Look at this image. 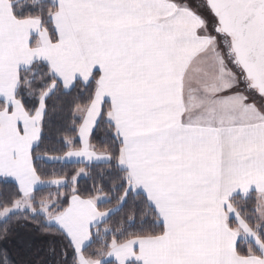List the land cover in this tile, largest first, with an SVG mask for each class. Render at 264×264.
<instances>
[{
	"label": "snow or ice",
	"instance_id": "obj_1",
	"mask_svg": "<svg viewBox=\"0 0 264 264\" xmlns=\"http://www.w3.org/2000/svg\"><path fill=\"white\" fill-rule=\"evenodd\" d=\"M0 264H264V0H0Z\"/></svg>",
	"mask_w": 264,
	"mask_h": 264
}]
</instances>
